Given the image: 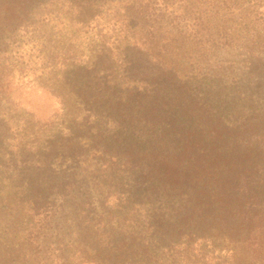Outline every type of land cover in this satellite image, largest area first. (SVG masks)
<instances>
[{"label": "rangeland", "instance_id": "obj_1", "mask_svg": "<svg viewBox=\"0 0 264 264\" xmlns=\"http://www.w3.org/2000/svg\"><path fill=\"white\" fill-rule=\"evenodd\" d=\"M134 1L143 6H129ZM143 1L15 0L29 17L0 41V250L19 245L25 258H35L42 244L46 264H60L67 244L70 251L80 250L82 264H113L90 234L100 220L98 233L126 235L132 221L116 207V186L97 187V170L108 158L94 136L107 115L90 97L126 96L134 86L141 91L137 80L143 75L146 96L158 90L156 80L177 91L174 76L189 82L217 76L249 94L262 91L246 49H257L255 58L264 56V5L151 0L144 6ZM44 9L51 12L50 22L33 13ZM217 12L225 15L222 22ZM220 23L225 31L217 28ZM36 181L51 199L68 182L83 183L89 192L74 190L66 204L55 202V219L39 240L31 212L38 200L29 191ZM77 214L81 226L70 220L61 227L62 215Z\"/></svg>", "mask_w": 264, "mask_h": 264}, {"label": "trees", "instance_id": "obj_2", "mask_svg": "<svg viewBox=\"0 0 264 264\" xmlns=\"http://www.w3.org/2000/svg\"><path fill=\"white\" fill-rule=\"evenodd\" d=\"M240 1L264 5V0H211L212 6ZM143 2L150 6L151 0ZM137 4L129 6H143ZM33 13L50 22L46 9ZM217 13L222 22L225 15ZM26 14L15 0H0V41L19 29L17 23H26ZM217 28L225 31L222 23ZM255 51L246 49L253 76L263 84L257 95L204 75L192 82L174 76L177 91L156 80L158 90L146 96L149 82L143 75L137 80L141 91L134 86L126 96L90 97L107 115L94 136L108 158L97 170V187L116 186V207L126 210L132 221L126 235L98 233L100 220L90 234L113 264L128 259L137 264H264V56L255 58ZM36 183L29 191L38 200L31 212L41 229L39 240L55 219V202L66 204L74 190L89 192L83 183L68 182L53 200ZM70 220L81 226L77 214L62 215L61 227ZM41 245L35 258H25L22 246L8 244L0 250V264H46ZM79 254L65 244L58 261L82 264ZM15 256L19 261L13 262Z\"/></svg>", "mask_w": 264, "mask_h": 264}]
</instances>
